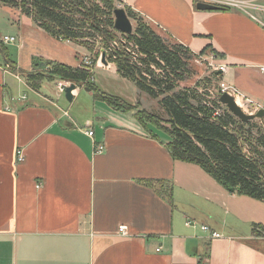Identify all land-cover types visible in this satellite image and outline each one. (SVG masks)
I'll return each mask as SVG.
<instances>
[{"label": "crops", "instance_id": "obj_1", "mask_svg": "<svg viewBox=\"0 0 264 264\" xmlns=\"http://www.w3.org/2000/svg\"><path fill=\"white\" fill-rule=\"evenodd\" d=\"M197 1L218 0L115 4L131 8L193 52L212 53L224 67L221 81L237 89L240 104L252 111L264 108V10H198ZM12 24L13 49L0 42L6 50H0V264H264L259 200L230 191L198 165L174 160L168 135L150 121H139L135 111L103 101L88 106L84 102L92 92L75 89L71 102L80 109L70 114L41 86L31 89L6 57L16 70L31 71L51 61L86 65L94 56L0 4V28ZM91 64L92 72L106 68L113 80L122 78L111 62ZM135 92V102L115 96L131 104L139 99L150 112L143 106L145 93ZM95 143L104 149L94 152ZM187 219L194 225H186ZM202 225L220 236L212 237Z\"/></svg>", "mask_w": 264, "mask_h": 264}, {"label": "trees", "instance_id": "obj_2", "mask_svg": "<svg viewBox=\"0 0 264 264\" xmlns=\"http://www.w3.org/2000/svg\"><path fill=\"white\" fill-rule=\"evenodd\" d=\"M0 4L18 9L49 35L83 46L94 56L93 64L105 50L116 73L156 99L166 117L160 119L141 108L140 102L131 104L101 90L92 79L90 65L51 61L44 69L23 71L16 70L6 57L11 69L23 76L31 89L39 90L44 78L68 81L84 90L88 87L93 98L116 110L135 111L139 121H150L161 129L169 137L166 147L174 160L200 166L227 189L264 199L263 127L236 118L220 103L219 91H200L202 79L194 86H180L193 75L191 61L197 53L170 41L125 5L122 7L134 21V29L131 33L116 30L115 0H0ZM114 41L116 46L112 47ZM0 50L6 53L4 47ZM215 74L220 76V72ZM166 189L172 202L171 189Z\"/></svg>", "mask_w": 264, "mask_h": 264}, {"label": "rangeland", "instance_id": "obj_3", "mask_svg": "<svg viewBox=\"0 0 264 264\" xmlns=\"http://www.w3.org/2000/svg\"><path fill=\"white\" fill-rule=\"evenodd\" d=\"M262 3L264 4V0H248L245 3L243 2L241 5L239 4L238 7L243 8L245 11H247L249 13H251V12L255 13V12H259L258 10H260V9L264 10V7L261 5ZM116 7H122V6L117 5ZM233 8H235V7H233ZM260 17H261L262 21L264 22V14ZM132 23H133V27H134V21L133 20H132ZM4 33H6L9 36L12 35V36L16 37L17 30H16L14 24H12L6 28H0V35H2ZM163 35L167 39H169L170 41L174 40L173 38L168 36L165 32L163 33ZM7 48L9 50L13 49V47L10 46V43L8 44ZM214 53H216V52H214ZM100 54H99L97 60H98V63L100 64L99 66H103V63L100 62ZM203 54L204 53H200V54L198 53L196 55V57H194L192 59L191 63H192L193 71H194L193 75L188 80L180 83V86H194L195 81H197L198 79H202L203 83H201V86L199 87L200 91H202V92L206 91L207 92V89H208V91L210 90L211 93L218 92L219 87H220L219 83L221 81V76H217L215 74V72L218 71V69H217L218 64L215 61H213V59L211 58L212 53L211 54L209 53V55H203ZM89 59L91 60L92 58H89ZM87 64H90L91 68H93V65L91 63H87ZM91 73L93 74L94 78H96L97 84L100 86V88L103 91H105L109 94H114V95L115 94H119V95L124 94V96H125L124 98L126 100H130V102L132 99H134V102L137 100L135 90H137L138 88L134 85V83L132 81H130L126 78H124V79L116 78L118 80H113L112 78H113L114 74H113L112 70H109L106 68H104V69L95 68L93 70V72L91 71ZM15 81H17V80H15ZM15 81H14V84L16 85ZM57 81H59V79L48 80L47 78H44L42 81V84H41V92L50 96L55 101H57L58 105L62 109L67 110L68 113L73 114L74 112H77L80 109V107L75 106L76 104H73L75 102H73V103L68 102L65 99L64 94L58 93L57 88H56V82ZM17 83H19V82H17ZM14 84L12 83L13 87H14ZM19 88H21L20 83H19ZM76 89H80V91L82 90L83 95L86 93L85 92L86 90H84L82 87L76 86ZM23 90H25L24 92L29 93L28 90H26L24 88H23ZM144 95L147 96L146 99H148V100L145 101L143 106H145V107L148 106L149 111L152 112L153 114L157 115L160 119L165 118L166 117L165 112L159 106L157 100L150 98L147 94H144ZM207 95L208 94H206V96ZM95 101H97V105H98V103H100V102H98L100 100L95 99V98H89L84 103H87L88 106L92 105V107H93V103ZM137 102H139V99ZM104 104H106V103H104ZM72 105H74V106L72 107ZM240 106L244 109V111L246 113H254L255 112V111H252L253 108H250V107L247 108L246 105L242 106L240 104ZM224 107H226V106L224 105ZM90 112H92V109L90 110ZM79 113L83 114L84 110L82 109V111H80ZM262 120H263V122H262ZM252 121H253V123L261 125L264 129V118H262V119L255 118ZM81 122H84V121H81ZM79 124H83V123H79ZM158 132L162 136H164V134H165L161 129H158ZM257 200H259V199H257ZM259 201L264 205V203L261 200H259ZM262 204H259V205H262ZM258 214H259V216H261V219L264 220V212L262 214L258 212ZM263 225H264V222H263Z\"/></svg>", "mask_w": 264, "mask_h": 264}, {"label": "water", "instance_id": "obj_4", "mask_svg": "<svg viewBox=\"0 0 264 264\" xmlns=\"http://www.w3.org/2000/svg\"><path fill=\"white\" fill-rule=\"evenodd\" d=\"M195 7L198 10H224L225 8L209 3V2H202L197 1L195 3ZM113 17H114V28L122 33H131L134 29L132 20L128 17L125 9L123 7H116L113 10ZM100 62L103 63V65H108L107 60V53L105 50L101 51L100 54ZM219 72V71H217ZM76 89V85L74 83H70L66 88L64 92L65 99L68 102H71L74 94L72 91ZM86 91H89V88H85ZM219 101L221 104L225 105L226 108L240 121L242 122H248L251 120H254L255 118L262 119L264 118V108H259L254 113H246L244 109L236 102V99L229 94L228 92H222L219 95ZM230 191L232 189H229Z\"/></svg>", "mask_w": 264, "mask_h": 264}, {"label": "built area", "instance_id": "obj_5", "mask_svg": "<svg viewBox=\"0 0 264 264\" xmlns=\"http://www.w3.org/2000/svg\"><path fill=\"white\" fill-rule=\"evenodd\" d=\"M213 4H216V5H219L223 8H233V7H238L239 5V2H234V1H227V0H218V1H215V2H212ZM0 42L2 43H14L16 42V37L15 36H9V35H3L0 37ZM112 47L116 46V42L114 41L112 44H111ZM211 58H212V55H211ZM89 62H86L85 64L86 65H89L87 64ZM218 71L221 72L224 70V67L221 65V66H218L217 67ZM261 70H264V67H261ZM70 84V82L68 81H64V80H59L56 82V88H57V91L59 94H64L65 92V88ZM219 94H221L222 92H228L229 94H231L236 100L239 99L238 98V91L235 87L233 86H229V85H226L224 82L220 81L219 83ZM72 93H74V91H72ZM243 96V95H242ZM244 97V96H243ZM22 98L24 99L25 96H22ZM237 102V101H236ZM85 130H86V133L89 135V136H93V130L91 129L90 127V123H86V125L84 126ZM104 149V144L103 143H95L94 144V152L96 153H99L101 152L102 150ZM18 158L19 160H21L23 157H22V154L19 152L18 153ZM40 183H37V186H39ZM185 224L186 225H194V221L191 220V219H187L185 221ZM201 228L204 230V231H207L210 233V235L212 237H219L220 234L217 233L216 231H213L211 230L207 225H202ZM119 232L122 233V234H125V227L123 225H121L119 227ZM158 250V249H157Z\"/></svg>", "mask_w": 264, "mask_h": 264}, {"label": "bare ground", "instance_id": "obj_6", "mask_svg": "<svg viewBox=\"0 0 264 264\" xmlns=\"http://www.w3.org/2000/svg\"><path fill=\"white\" fill-rule=\"evenodd\" d=\"M236 101H237V103L239 102L238 100H236ZM238 104L240 105V102ZM241 105L244 106L243 103Z\"/></svg>", "mask_w": 264, "mask_h": 264}]
</instances>
